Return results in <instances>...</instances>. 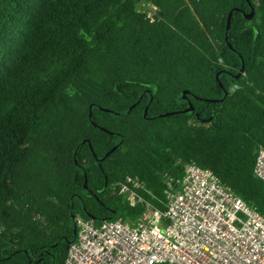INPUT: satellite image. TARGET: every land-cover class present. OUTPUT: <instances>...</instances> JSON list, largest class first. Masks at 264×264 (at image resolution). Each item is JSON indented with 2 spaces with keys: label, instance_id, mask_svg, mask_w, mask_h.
Returning <instances> with one entry per match:
<instances>
[{
  "label": "trees",
  "instance_id": "16d2710c",
  "mask_svg": "<svg viewBox=\"0 0 264 264\" xmlns=\"http://www.w3.org/2000/svg\"><path fill=\"white\" fill-rule=\"evenodd\" d=\"M251 3L226 41L245 0H0V264H64L76 216L142 212L112 183L138 177L164 209V178L186 163L264 214V0Z\"/></svg>",
  "mask_w": 264,
  "mask_h": 264
},
{
  "label": "built area",
  "instance_id": "2783aa9c",
  "mask_svg": "<svg viewBox=\"0 0 264 264\" xmlns=\"http://www.w3.org/2000/svg\"><path fill=\"white\" fill-rule=\"evenodd\" d=\"M143 5L152 22L155 8ZM253 173L264 183L262 146ZM164 185L160 209L144 197L151 193L138 177L112 183L110 191L142 212L133 223L76 216L64 264H264V214L211 170L186 163L181 180L165 176Z\"/></svg>",
  "mask_w": 264,
  "mask_h": 264
},
{
  "label": "water",
  "instance_id": "95a60500",
  "mask_svg": "<svg viewBox=\"0 0 264 264\" xmlns=\"http://www.w3.org/2000/svg\"><path fill=\"white\" fill-rule=\"evenodd\" d=\"M246 4H247V6H248V12H247V13L244 12V11H242V10H239V9H232V10L228 13L227 21H226V30H225V40H226V41H227V33H228V31H229V28H230V19H231V16H232V13H233V12H238V13H240V14H241L245 19H247V20L251 19V18L254 16L255 9H254L252 3H251V2H250V3H247V2H246ZM253 10H254V11H253ZM227 46L230 48V50H231L234 54H236V55L240 58V61H241V67H240V70H239V72H238V75L236 76V77H239V76L243 73V70H244V65H243L242 57L237 53L236 50H234V49L230 46L229 43H227ZM220 73H221V72H220ZM220 73H219V74H220ZM222 73L227 74L226 71H222ZM220 86H221V85H220ZM222 90H223V97L219 100V102L223 101L224 98L227 96V92H226L223 88H222ZM187 96H190V97L196 99V97L193 96V95H192L190 92H188V91H182V92H180V98H181L182 100H185V101L187 102V107H186L184 110H182V111L176 112V114L190 115V114L193 112V107L191 106L190 102L188 101ZM197 99H200V100H202V101H204V102H211V100H209V99H204V98H197ZM135 105H136V104H134V105L128 110V112H129L132 108H134ZM93 107H94V105H90V106H89V119H91V110H92ZM105 111H107V112H109V113H111V114H115V113H113V112L110 111V110H105ZM128 112H127V113H128ZM117 115H120V114H117ZM167 115H168V114H164V115H162V116H167ZM143 117H144L145 119H151V118L147 117V107H145L144 110H143ZM97 128L100 129L101 131H104V129H102V128H99V127H97ZM85 143H87V141H85ZM119 143H120V142H119ZM116 147H117V146H115L114 148H112V149H111V150H110L105 156H108L110 153H112V152L116 149ZM84 189H86V187H84ZM74 232H75V227H74Z\"/></svg>",
  "mask_w": 264,
  "mask_h": 264
},
{
  "label": "snow or ice",
  "instance_id": "6c2138e0",
  "mask_svg": "<svg viewBox=\"0 0 264 264\" xmlns=\"http://www.w3.org/2000/svg\"><path fill=\"white\" fill-rule=\"evenodd\" d=\"M245 2L250 3L251 0H245ZM253 11H254V10H253ZM243 31H244V32L255 31V28H254L252 25H250L249 28L244 29ZM241 36H243V33L241 34ZM2 91H3V84L0 83V92H2Z\"/></svg>",
  "mask_w": 264,
  "mask_h": 264
},
{
  "label": "rangeland",
  "instance_id": "374dc122",
  "mask_svg": "<svg viewBox=\"0 0 264 264\" xmlns=\"http://www.w3.org/2000/svg\"><path fill=\"white\" fill-rule=\"evenodd\" d=\"M143 5V3H139L138 4V9L140 8L141 9V6ZM144 6V5H143ZM144 8H146L145 6H144Z\"/></svg>",
  "mask_w": 264,
  "mask_h": 264
}]
</instances>
